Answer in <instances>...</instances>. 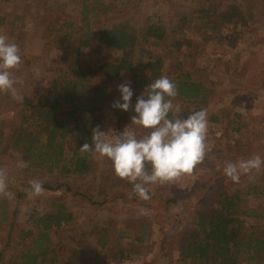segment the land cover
<instances>
[{
	"label": "trees",
	"instance_id": "1",
	"mask_svg": "<svg viewBox=\"0 0 264 264\" xmlns=\"http://www.w3.org/2000/svg\"><path fill=\"white\" fill-rule=\"evenodd\" d=\"M238 1L198 0L195 14H207L216 23L199 27L192 36L185 32V28L192 27L185 17L170 19L168 28L152 18L137 27L122 16L104 24L100 15L107 16L114 8L103 0H78L75 14L68 9V3L40 9L35 19L47 34V45L60 51L59 57L45 63L47 85L21 93L23 102L13 105L15 131L7 143L0 130V151L7 150L13 159L27 162L28 169L44 175L86 176L96 156L79 149L84 143L91 144L93 128L99 126L102 130L104 110L124 81L131 83L132 98L137 100L148 84L167 76L177 86L173 104H179L181 118L203 109L211 90L194 79L196 60L213 54L215 49L236 47L249 32L248 15ZM24 21L17 15L8 22L0 18V27L5 26L6 34L14 38ZM155 43L170 49V59L156 54ZM100 48L119 53L118 59L95 67L82 57L84 50ZM173 115L170 113L169 118ZM210 121L217 122V118L211 116ZM136 131L138 137L147 132L138 128ZM224 148L229 161L258 154L257 148L239 141L226 142ZM107 164L112 170L111 162ZM223 167L224 163L201 175L182 195L152 192L144 205L149 214L143 215L133 235L121 230L119 238L130 239L128 248L109 247L111 233L107 229L113 228L110 225L99 232L94 246L77 242L72 255L59 260L62 251L49 233L73 218L65 206L56 204L53 210L37 212L35 217L31 214L26 221L31 223V229L19 230L16 238L13 222L8 225L0 248V264H108L104 259L109 255L118 263L130 261L134 256H143L151 244L149 226L143 221L163 226L158 254L170 258L176 253L179 264H264V171L255 172L254 179L245 175L239 183H233L224 175ZM114 176V188H98L100 201H89L91 205L101 206L109 196L112 203H137L132 185ZM60 186L44 188L57 191ZM26 196V191L15 189L17 200L24 201ZM182 199L191 201L183 212L172 213L170 205ZM17 213L15 207L14 219ZM26 240L30 245L24 243Z\"/></svg>",
	"mask_w": 264,
	"mask_h": 264
},
{
	"label": "rangeland",
	"instance_id": "2",
	"mask_svg": "<svg viewBox=\"0 0 264 264\" xmlns=\"http://www.w3.org/2000/svg\"><path fill=\"white\" fill-rule=\"evenodd\" d=\"M103 1L114 8L112 12H107V16L100 15L99 19L104 24L122 16L137 27L143 25L147 18H152L168 28L170 19L182 20L185 17L192 24L191 28H185V32L192 36L199 32L196 30L199 27L208 28L216 23L207 14H195V4L198 0ZM63 3L69 4L68 9L71 13L75 14L78 11V0H0V18L7 22L15 15L25 18L23 28L17 30L14 38L6 34L5 26L0 27V33L6 34L10 42L16 43L20 49L23 63L19 69L13 70V74L23 81L22 85H17L22 94L47 85L48 77L44 76L45 63L57 59L60 53L59 50L47 45V34L37 24L36 13L49 4ZM237 4L248 15L249 32L236 47L215 49L213 54L197 59L193 72L194 79L204 83L211 90L207 105L203 107L208 114L209 151L205 161L197 166L192 175L184 176L176 183L154 185L152 191L154 193L182 195L201 175L219 169L227 159V155L224 154L226 142L239 141L253 146L258 149L257 155L264 159V0H240ZM155 44L157 46L153 49L155 48L156 54L164 59H170V49ZM82 57L90 60L96 67L106 60L116 61L119 53L108 48L88 49L82 52ZM114 95L108 108L104 110L101 131L107 132L112 129L120 133L122 128L130 124L129 117L135 115L133 109L136 100L135 97L131 98L129 111L123 112L112 107L114 102L120 100L119 91ZM15 102L17 101L13 100L10 94L0 93V130L7 143L13 137L16 126L12 119ZM211 116L216 117L217 122H211ZM18 162L19 160L13 159L7 150L0 151V168L7 170L9 191L13 194L11 198L0 197V248L6 240L10 223L14 224L13 236L16 238L19 230L31 229V223H26L31 214L35 217L37 212L53 210V205L56 204L65 206L73 218L69 224H62L60 229L49 233L51 241L62 251L59 260H63L66 255H72L77 242L94 246L99 232L110 225L113 228L107 229L111 233L109 247H129L130 239H121L119 235L121 230L128 232L130 236L133 235L143 217L140 209L145 208V201L138 197L136 204H123L121 201L112 203L109 196L101 206L91 205L89 202L100 201L98 188H114L115 176L114 172L107 168V159L96 156L92 159L90 171L86 176L70 175L67 178L57 173L44 175L33 169H19L16 166ZM262 171L264 167L258 172ZM32 179L42 181L43 187L61 186L57 191L44 188L43 194L39 197L29 198L27 195L24 201L17 200L15 189L24 192ZM190 201L191 199H182L170 205V211L183 212ZM148 204L150 205V202ZM15 207L18 208V213L14 219ZM143 224L149 226L151 239L149 248L144 249L146 253L143 256H134L130 261L118 263L111 259L110 252L106 250L105 254L109 256H106L104 263L179 264L176 261V253L170 258H163L158 254L163 226L158 222L143 221ZM24 243L30 245L29 240ZM67 244L73 245L66 246Z\"/></svg>",
	"mask_w": 264,
	"mask_h": 264
},
{
	"label": "clouds",
	"instance_id": "3",
	"mask_svg": "<svg viewBox=\"0 0 264 264\" xmlns=\"http://www.w3.org/2000/svg\"><path fill=\"white\" fill-rule=\"evenodd\" d=\"M22 63L19 46L10 42L6 34L0 33V93L10 94L20 103L24 96L17 85H22L23 81L14 76L13 70L19 69ZM117 90L120 100L112 107L128 112L133 96L131 83L124 81ZM177 95L176 84L167 76H161L148 84L137 97L133 109L135 115L122 132L112 129L104 132L97 126L92 129L91 144L84 143L79 150L110 161L114 174L132 185L133 195L143 201L150 200L154 185L176 183L182 177L192 175L205 161L209 151L207 111L201 109L181 118L180 106L173 104ZM170 113L175 115L169 118ZM137 128L147 132L138 137ZM16 166L24 169L28 163L21 160ZM262 167L264 159L253 155L237 161L226 160L223 172L233 183H239L245 175L250 180L254 179L253 174ZM28 184L25 191L29 198L43 194L42 181L32 179ZM12 195L8 172L0 168V197L11 198ZM140 214L148 215L149 210L141 208Z\"/></svg>",
	"mask_w": 264,
	"mask_h": 264
},
{
	"label": "built area",
	"instance_id": "4",
	"mask_svg": "<svg viewBox=\"0 0 264 264\" xmlns=\"http://www.w3.org/2000/svg\"><path fill=\"white\" fill-rule=\"evenodd\" d=\"M124 128H125V127H124ZM124 128H122L120 132H122Z\"/></svg>",
	"mask_w": 264,
	"mask_h": 264
}]
</instances>
